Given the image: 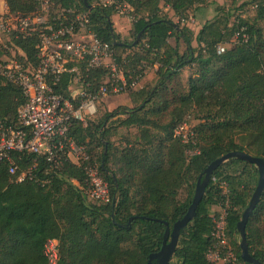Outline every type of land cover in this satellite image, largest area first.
I'll return each mask as SVG.
<instances>
[{"label": "trees", "instance_id": "trees-1", "mask_svg": "<svg viewBox=\"0 0 264 264\" xmlns=\"http://www.w3.org/2000/svg\"><path fill=\"white\" fill-rule=\"evenodd\" d=\"M121 1L133 17L128 37L115 31L114 13L97 0H50L56 12L75 6L88 14V28L110 45L116 72L127 82L140 80L156 66L150 85L127 90L130 106L71 122L69 136L98 164L109 200L99 203L83 194V163L68 158L53 172L44 158H37L34 172L43 184L17 182L7 164H0V264H47L43 249L50 238L58 242L57 264H147L149 255L161 248L166 227L171 229L185 214L197 178L210 162L230 151L264 161V0L239 4V9L254 10L251 20L232 21L231 10L217 4L197 31L187 25V13L192 10L189 18H194L205 0ZM4 2L10 13L38 10L36 0ZM162 7H168L176 21ZM11 40L25 57L20 56L21 64L35 67L37 33L12 34ZM78 66L90 90L111 73L107 67H87L86 61ZM69 79L65 74L55 88L65 97ZM25 101L21 87L0 77V120L16 123L17 109ZM186 120L194 144H184L173 134ZM120 127L134 133L114 143ZM33 158L16 154L18 173ZM257 178L256 167L237 158L214 169L194 216L179 232L170 264H213L208 259L216 244L212 206L225 210L226 237L238 263L248 264L239 256L236 224ZM182 188L185 196L179 198ZM263 215L264 189L245 226L249 253L264 264L254 227Z\"/></svg>", "mask_w": 264, "mask_h": 264}, {"label": "built area", "instance_id": "built-area-1", "mask_svg": "<svg viewBox=\"0 0 264 264\" xmlns=\"http://www.w3.org/2000/svg\"><path fill=\"white\" fill-rule=\"evenodd\" d=\"M38 10L30 15L3 12L0 17V32L3 34H28L35 31L38 36L36 48L38 63L35 67H24L16 60L1 63L0 77L6 82L22 88L26 101L17 109V122L0 120V164L6 163L8 172L16 175V181L33 180L43 184L35 174L37 158H44L48 170H57L63 159H70L75 164L83 163L85 174L83 194L99 203L108 202V186L102 179L98 164L90 162L82 148L69 136L71 122L84 121L96 113V105L110 93L119 94L138 87L144 77L127 82L116 72L113 51L110 45L102 42L89 28L86 12L70 6L47 17L50 0H36ZM103 8H109L118 16L132 20L131 9L121 0H97ZM193 20V18H190ZM243 27L240 28L241 32ZM235 34L233 40L240 35ZM241 38H247L245 33ZM222 46H218L221 51ZM86 61L87 67H107L110 76L96 88L90 90L89 83L82 79L79 70L67 67L69 62ZM146 72H144L145 75ZM65 74L70 75L67 86L68 97L55 88ZM76 84V86H74ZM184 144H194V132L189 122L179 123L173 131ZM32 154L34 162L18 173L15 155ZM74 157V160L73 158ZM47 172V170L45 171ZM223 193H226L222 184ZM225 210L213 217L212 235L216 244L208 253L219 263L239 264L237 257L225 234ZM47 264H57L58 242L47 239L43 249ZM213 264L212 260H210ZM218 264V263H216Z\"/></svg>", "mask_w": 264, "mask_h": 264}, {"label": "rangeland", "instance_id": "rangeland-1", "mask_svg": "<svg viewBox=\"0 0 264 264\" xmlns=\"http://www.w3.org/2000/svg\"><path fill=\"white\" fill-rule=\"evenodd\" d=\"M242 2V0H205L203 3V6L200 7L198 11H196L195 15L193 16V20H191L189 17L192 16L193 11L190 10L187 13V20L186 23L187 25L192 28L194 31H196L200 25L202 24L203 20L205 19H210L213 15V9L215 5L219 4L224 6L225 8H228L231 10L233 16L231 17V20L233 21L234 19H245V20H251L252 17L254 16V10L251 7H244L242 9H239V4ZM162 10L165 14L168 16L172 17L173 20L176 21V17L173 16L172 12L168 7H162ZM7 11L6 5L4 0H0V17H3V12ZM55 7L51 5L49 8L48 14L46 16L49 17L53 13H55ZM120 25L122 26V21H119ZM129 36V35H128ZM127 36V37H128ZM12 34H3V32H0V59L1 63L4 61L8 60H16L20 63H23L22 60H20V56H22L24 59L25 57L21 53L18 47H16L12 40H11ZM69 64H72L69 66ZM79 62H69L67 64V67H73L75 66L80 72L79 74L81 75V70L78 66ZM153 74V70L148 69L147 70V75L143 79H141L138 82V87L143 86L144 84L150 85L153 82V77L151 78ZM182 77V81H183ZM105 82V81H104ZM76 86V84H74ZM137 87V88H138ZM126 93L128 91L119 93V94H114L110 93L106 97L103 98V100H100L99 103L96 105V115L93 116L92 118H96L99 114H101L105 110H114L118 106H123L127 101ZM195 119H193V123H195ZM134 133V129H126L123 127L118 128V132L115 136L112 137V140L114 143H119L125 140L126 138H132V135ZM74 160V157H72ZM185 196V189H181L179 191V198H184ZM222 212V208L219 206H212L211 207V213L213 215L215 214H220ZM255 229L259 230L258 233L260 235V247L264 249V215L262 216V221L259 223H256L254 225ZM236 240L239 242V235L236 237ZM210 260L213 262L219 263L218 261L213 260V257L210 255ZM151 264H156V260L153 259ZM170 264V262H169Z\"/></svg>", "mask_w": 264, "mask_h": 264}, {"label": "water", "instance_id": "water-1", "mask_svg": "<svg viewBox=\"0 0 264 264\" xmlns=\"http://www.w3.org/2000/svg\"><path fill=\"white\" fill-rule=\"evenodd\" d=\"M230 158H237L246 161L248 163H251L256 167L258 172L256 186L251 194L248 205L243 210L241 214V218L236 224V229L239 234V242H238L240 249L239 256L242 259V261L248 264H263L259 260L255 259L248 251L246 235H245V226L249 216L251 215L257 202L259 201V198L264 189V161L261 158L254 157L243 151L227 152L222 156L216 158L212 162H210L204 168V170L199 174L197 178L194 187V193L185 214L172 224L171 229H169L168 226L166 227L161 248L157 252L149 255L147 264H151L153 259L156 260V264H169L173 252L175 250V247L177 245L179 232L184 226H186V224L194 216L196 207L202 199L205 187L209 181V178L213 170L216 169L221 164H223L224 162H226L227 160H229ZM168 236H169V240L167 241Z\"/></svg>", "mask_w": 264, "mask_h": 264}, {"label": "crops", "instance_id": "crops-1", "mask_svg": "<svg viewBox=\"0 0 264 264\" xmlns=\"http://www.w3.org/2000/svg\"><path fill=\"white\" fill-rule=\"evenodd\" d=\"M6 9H7V8H6ZM111 20H112L113 27H114L115 31H116L117 33H119V34L121 35V37H127V36L129 35L130 24H131V20H130L129 18H127V17H123V16H118V15H116V14H113V15L111 16ZM119 21H122V26L120 25ZM197 30H198V29H197ZM197 30H196V31H197ZM169 43L173 44L174 42H173V43H172V42H169ZM155 68H156V66L153 67V68H151V70H153V72H154ZM183 73L186 75V73H188V72H187L186 70H184ZM117 74H118L119 76H121L120 73L117 72ZM146 75H147V72L145 73L144 77H146ZM144 77H143V78H144ZM152 77H154V73L152 74L151 78H152ZM143 78H142V79H143ZM139 87H141V86H139ZM139 87H138V88H139ZM126 97H127V100H126L127 102H126L124 105H126V106H130V105H131V102H130V99H129L128 93H126Z\"/></svg>", "mask_w": 264, "mask_h": 264}]
</instances>
